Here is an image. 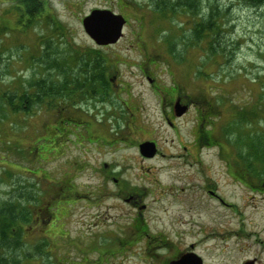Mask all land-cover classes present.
Returning <instances> with one entry per match:
<instances>
[{"label":"rangeland","instance_id":"374dc122","mask_svg":"<svg viewBox=\"0 0 264 264\" xmlns=\"http://www.w3.org/2000/svg\"><path fill=\"white\" fill-rule=\"evenodd\" d=\"M22 1L0 0V97L5 93L20 97L31 91L39 101L31 102L21 111L0 100V214L8 215L7 220L13 222L10 226L17 228L11 237L18 246L6 252L7 264H99L97 250L102 249L101 253L107 257L112 254L113 248L106 245L114 240L112 236L117 235L118 225L126 222V217L120 220L119 216L124 212L122 209L128 208L113 195L117 190L104 164L115 166V173L131 183L132 188L135 184L138 190L149 188L148 168L166 165L143 162L135 156V149H126L122 143L110 147L109 143L89 142L97 137L113 141L111 137L124 129L123 122L118 119L115 122L110 114L120 104L113 100V105H101L91 98L75 99L78 103H71L59 89L64 83L71 87L69 82L79 80L77 75L83 72L72 64L67 49L84 52L97 48L82 24L93 9L110 8L117 14L121 10L130 16L124 40L99 52L107 57L108 63L116 65L113 70L132 86L133 92L141 93L148 109L154 101L138 67L150 56L162 58L159 69L153 66L155 76L161 80L176 79L186 86L187 93H198L199 89L203 99L220 103L222 110L223 105H229L230 109L225 111L233 107L231 130L239 149L234 151V158L239 159L240 154L247 158L249 153L253 175L264 174V5L250 6L244 0H199V14L194 18L183 12L172 15L170 1L174 0H123V3L42 0L44 9L35 10L31 21ZM216 3L222 10L220 27L224 33L217 49L221 54L213 56L210 36L199 37L194 42L191 31L194 22L199 23L210 5ZM159 5L166 10L159 11ZM132 31L147 42V48L139 40L130 47L135 40ZM47 53L63 70L54 66L47 71L48 64L43 58ZM153 61L150 59L149 63ZM41 78L44 87L38 85ZM56 109H61V113ZM152 109L142 118L155 120ZM80 111L103 125L100 133L96 126L92 133L86 134L84 127L59 123L66 115L79 121L76 118ZM170 172L166 177L155 173L156 178L163 184L180 185L175 171ZM216 172L217 177L222 176L220 169ZM225 189L230 191V187ZM229 195H234V203L243 208L244 225L264 229V194L242 193L236 186L233 195ZM167 199L168 196L150 206L166 209L156 218L166 219L181 208L182 205H174ZM207 208L214 209L205 201L198 218L207 221ZM215 212L213 216L215 219L218 216L220 225L237 229L239 217L231 219L228 215L225 219V210ZM216 243L217 254L210 264H227L229 247L252 245L253 239L244 241L235 237L226 243ZM258 252L255 247H249L247 254ZM115 261L119 263L120 259ZM103 264H114V260ZM123 264L134 263L126 260Z\"/></svg>","mask_w":264,"mask_h":264},{"label":"flooded vegetation","instance_id":"af4514ba","mask_svg":"<svg viewBox=\"0 0 264 264\" xmlns=\"http://www.w3.org/2000/svg\"><path fill=\"white\" fill-rule=\"evenodd\" d=\"M117 1L123 3V0ZM105 10L112 11L110 8ZM120 12L115 14L121 15L125 20L122 37L116 43L105 46H97L93 42L97 48L92 50L100 51V49L117 46L124 40V30L129 26L130 16L121 10ZM28 15L30 16V13ZM131 33L135 39L134 43L130 44L131 48L137 45L138 40L144 48H147V42L142 37H139L136 32ZM150 59L154 60L153 63H149ZM161 59L148 56L147 62L138 67L152 93L154 101L152 108H154L151 109L156 115L155 120L149 117L142 118V115L146 116L147 111L151 109L145 105L141 93L133 92L132 86L121 79L117 70H113L115 64L104 65V79H99L100 75L96 74L95 79L85 82L86 88L82 86V80L75 81L78 100L91 98L98 100L101 105H113L115 100L120 104L119 108L113 107V112L110 114L115 122L117 119L123 122L124 129L111 137L113 141L97 137L96 140L89 142L109 143L110 147H113L112 144L122 143L126 149H135V156L140 157L143 162L166 164L147 169V174L151 177L149 188L146 190H138L135 184L132 188L131 183L126 179L123 181V177L115 173L113 170L115 166L109 163L104 164L106 173L117 190L113 195L128 208L122 209L124 212L119 216L120 220L126 217L124 218L126 222L118 225L117 235L112 236L114 240L106 245L108 248H113L112 252L109 251L112 254L107 257L103 252L101 253L102 249L99 251L97 247H94L99 255V264L112 259L114 264H123L126 260L134 264H210L217 254L216 241L226 243L235 237L243 238L244 241L252 237L253 244L225 247L230 254L227 256V264H264V229L244 225L245 212L233 201V189L236 186L242 193L253 191L264 194V174L259 175L257 172L255 176L253 175L249 153L246 154L247 158L242 157V154L237 157L239 159L234 158V151L239 149L236 147L231 130L233 107L230 105L232 110L225 111L230 108L229 105H223L224 110H222L220 103L209 98L203 99L199 89L198 93H187L186 86L180 85L178 80L171 79L168 82L161 80L159 76H155L153 70V66L159 69L158 62ZM83 75L81 73V76ZM105 82L109 89H106ZM68 106L71 107L70 103ZM117 109L118 112H116ZM56 110L58 114L61 113V109ZM226 114H228L227 118ZM76 119L79 121L66 115L59 123L73 125L76 128L84 127L86 134L92 133L94 126L99 133L103 128L102 124L90 119L83 111H80ZM145 143L152 144L147 153L141 150V145ZM171 169L175 171L174 176L177 182H181L178 186L173 185L172 182L168 185L163 184L156 178V174L169 176ZM219 169L221 177L215 175ZM227 187H230V191L225 189ZM166 196L169 203L182 206L166 219L156 218L166 209L150 206L160 203ZM205 201L207 205L214 208H207L209 210L206 216L207 221L201 217L198 218L202 211L200 208H203ZM186 205H196V207L188 208ZM219 209L226 211L223 213L225 219L228 215L231 219L233 216L239 217L237 229L227 227V224L222 226L217 222L218 216L215 219L213 215ZM210 215L213 217L210 218ZM221 217L220 214L219 220ZM249 247H255L259 252L248 255ZM117 259H120L119 263H116ZM89 262L87 258L86 263Z\"/></svg>","mask_w":264,"mask_h":264},{"label":"trees","instance_id":"16d2710c","mask_svg":"<svg viewBox=\"0 0 264 264\" xmlns=\"http://www.w3.org/2000/svg\"><path fill=\"white\" fill-rule=\"evenodd\" d=\"M22 2L25 3L26 8H28V13H30L31 21L34 19V11L43 9L44 7V1L42 0H23ZM167 2V0H166ZM244 2L250 6H262L264 5V0H244ZM160 6V5H159ZM170 7L172 8L171 14L174 15L176 13H188L189 15H192L194 18L197 17L199 14L200 10V4L199 0H174V2L170 1ZM203 9V8H202ZM159 11H164L166 10V7H161L158 8ZM41 11V10H39ZM221 12L222 10L219 8L218 4H211L210 9H208L205 13V16H201V21L194 22V28H192L191 31V40L196 41L199 37H205V36H210V55L217 56L220 55L221 53L218 52L219 48V40H222V34L224 31L221 29L222 26L220 27V20H221ZM189 40V41H191ZM67 51L70 53L69 56H72L71 62L72 64H76L79 66L80 70L83 72V76H81V73L77 75V78L79 80L76 81H83V87L86 88V83L89 81V79H95V75L99 74L100 77L99 79H104L103 73H104V68L103 66L108 64L107 57H105L101 52L95 51V50H89L85 52H79L78 50L74 49H67ZM42 57V56H41ZM40 57V58H41ZM46 59V63L48 64L47 66V71L49 69L54 68L59 69L60 71L63 70L59 66H56L57 63H54V60L51 58L50 54L47 53L44 57ZM69 61V58H68ZM96 66H101V67H96ZM53 68V69H54ZM44 80V79H43ZM40 79V86L44 87L45 83ZM53 82V80H52ZM70 83V82H69ZM32 84V83H31ZM30 88L33 86L35 87L34 84H32ZM106 89H109L108 84L105 82ZM81 86V87H82ZM72 87V88H71ZM71 87L68 86L67 83L63 84L62 88H59L60 90H63L64 93L66 94V97H69V102L73 103L76 101L75 99H78V93L75 91L77 88L75 86V81L71 83ZM28 91V89H25V92ZM38 95V94H37ZM35 96V93L32 94L30 93H24L20 94V97H18L16 94H8L5 93L2 97H0L1 103L6 104L7 106H11L14 109L18 107L17 110H26L24 108L25 106L30 105L31 102L36 101L39 99L32 98ZM6 98V101L3 102V99ZM32 98V99H31ZM42 103V102H41ZM238 141H236L237 143ZM12 214V213H11ZM8 215L6 217L4 216V213L2 212L0 214V264H7V256L6 252L11 250H15L18 248L17 243L13 242L11 235H15L17 233V228L16 227H11L10 225L13 224L12 221L7 220Z\"/></svg>","mask_w":264,"mask_h":264},{"label":"water","instance_id":"95a60500","mask_svg":"<svg viewBox=\"0 0 264 264\" xmlns=\"http://www.w3.org/2000/svg\"><path fill=\"white\" fill-rule=\"evenodd\" d=\"M124 25L125 20L121 15L105 9H95L83 19L85 32L98 46L116 43L122 37ZM151 145H141L142 152H149Z\"/></svg>","mask_w":264,"mask_h":264}]
</instances>
